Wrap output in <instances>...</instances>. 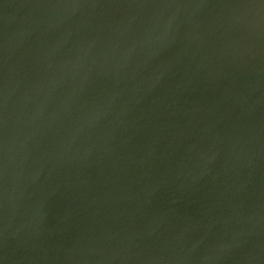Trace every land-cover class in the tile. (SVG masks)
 <instances>
[{"label": "water", "instance_id": "obj_1", "mask_svg": "<svg viewBox=\"0 0 264 264\" xmlns=\"http://www.w3.org/2000/svg\"><path fill=\"white\" fill-rule=\"evenodd\" d=\"M0 264H264V0H0Z\"/></svg>", "mask_w": 264, "mask_h": 264}]
</instances>
